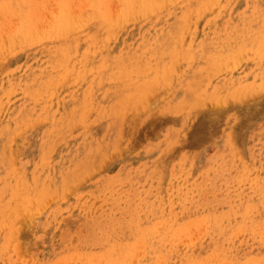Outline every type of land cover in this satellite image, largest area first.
Instances as JSON below:
<instances>
[{
  "label": "rangeland",
  "instance_id": "obj_1",
  "mask_svg": "<svg viewBox=\"0 0 264 264\" xmlns=\"http://www.w3.org/2000/svg\"><path fill=\"white\" fill-rule=\"evenodd\" d=\"M115 1L0 0V264H264V0Z\"/></svg>",
  "mask_w": 264,
  "mask_h": 264
},
{
  "label": "bare ground",
  "instance_id": "obj_2",
  "mask_svg": "<svg viewBox=\"0 0 264 264\" xmlns=\"http://www.w3.org/2000/svg\"><path fill=\"white\" fill-rule=\"evenodd\" d=\"M116 1H117V0H116ZM116 1H115V2H116ZM12 2H13V1H12ZM20 2H21V1H20ZM84 2H85V1H84ZM84 2H83V3H84ZM88 2H89V1H88ZM110 2H112V1H110ZM120 2H121V1H120ZM65 3H67V2H65ZM83 3H82V4H83ZM85 3H86V2H85ZM113 3H114V2H113ZM85 5H86V4H85ZM109 5L112 6L111 3H110ZM115 5H116V4H114V6H115ZM143 6H145V5H143ZM83 7H86V6H83ZM83 7H82V8H83ZM117 7H118V4H117ZM117 7H116L115 9H117ZM77 8H79V7H77ZM110 8H112V7H110ZM86 9H88V7L85 8V10H86ZM199 9H200V8H199ZM208 9H209V8H208ZM4 10H5V8H4ZM16 10H17V9L13 10V11H15V13H13V14H16ZM77 10H78V9H77ZM80 10H81V9H80ZM83 10H84V9H83ZM109 10H110V9H109ZM109 10H108V11H109ZM113 10H114V8H113ZM160 10H161V9H160ZM213 10H214V9H213ZM42 11H43V10H42ZM51 11H52V10H50V13H51ZM56 11H58V9H57ZM56 11H55V12H56ZM65 11H66V9H65ZM78 11H79V10H78ZM78 11H77V12H78ZM11 12H12V11H11ZM32 12H33V11H32ZM40 12H41V11H40ZM40 12H39V13H40ZM47 12H48V10H47ZM72 12H74V11H73V8H72ZM82 12H83V11H82ZM82 12H81V13H82ZM1 13H2V12H1ZM48 13H49V12H48ZM74 13L76 14V10H75ZM22 14H23V13H22ZM35 14H36V13H35ZM56 14H57V13H56ZM78 14H79V13H78ZM84 14H85V13H84ZM114 14H115V12H114ZM114 14H111V15H113V17H114ZM49 15H51V14H49ZM79 15H80V14H79ZM2 16H3V14H2ZM34 16H35V15H34ZM34 16H33V17H34ZM36 16H37V15H36ZM42 16H46V17H47V15H45V14L42 15ZM60 16H61V15H60ZM73 16H74V14H73ZM75 16H77V15H75ZM80 16H81V15H80ZM82 16H84V15H82ZM119 16H120V15H119ZM50 17H51V16H50ZM53 17H54V15H53ZM53 17H52V18H53ZM113 17H112V18H113ZM7 18H8V17H7ZM34 18H35V17H34ZM34 18L31 17L32 20H33ZM71 18H72V17L70 16L69 19L71 20ZM74 18H75V17H74ZM2 19H3V18H2ZM13 19H14V18H13ZM16 19H19L18 16H17ZM36 19H37V18H36ZM41 19H43V17H42ZM46 19H47V18H46ZM78 19H79V18H78ZM113 19H114V21H115V18H113ZM8 20H9V19H8ZM10 20H11V19H10ZM37 20H38V19H37ZM48 20H49V18H48ZM51 20H52V19H51ZM51 20H50V22H51ZM75 20H77V19H75ZM5 21H7V20H5ZM12 21H13V20H12ZM14 21H15V20H14ZM16 21H17V20H16ZM18 21H20V20H18ZM42 21H43V20H42ZM44 21H45V19H44ZM46 21H47V20H46ZM62 21H63V20H62ZM47 23L50 24L49 22H47ZM52 23H53V20H52ZM48 24H47V25H48ZM50 26H52V25H49V27H50ZM244 100H245V99H244ZM246 100H247V99H246ZM261 101H262V100H261ZM262 102H263V101H262ZM247 103L249 104V101H248ZM247 103H246V104H247ZM246 104H245V105H246ZM248 104H247V105H248ZM240 105L243 106V104H240ZM245 105H244V106H245ZM251 106H255V105H254V104H253V105L251 104L249 107H251ZM234 107H235V106H234ZM236 107H237V106H236ZM239 107H240V106H239ZM253 108H254V107H253ZM253 108H252V109H253ZM245 109H246V107H245ZM247 109H250V108H248V106H247ZM247 109H246V110H247ZM253 110H254V109H253ZM214 122H215V121H214ZM215 123H216V122H215ZM211 126H212V125H211ZM213 126H214V125H213ZM205 127H206V126H205ZM198 129H199V128H198ZM202 134H203V133H202ZM200 135H201V134H200ZM202 190H203V189H202ZM213 199H214V198H213ZM262 235H263V234H262ZM262 235H261V236H262ZM231 237H232V236H231ZM262 237H263V236H262ZM229 241H230V240H229ZM229 241H228V242H229ZM219 242H220V241H219ZM219 244H220V243H219ZM219 244H218V245H219ZM216 245H217V244H216ZM223 249H224V248H223ZM227 252H228V250H227ZM217 256H218V255H217ZM229 256H230V255H229ZM216 258H217V257H216ZM225 261H226V260H225ZM225 263H226V262H225ZM212 264H213V263H212Z\"/></svg>",
  "mask_w": 264,
  "mask_h": 264
}]
</instances>
